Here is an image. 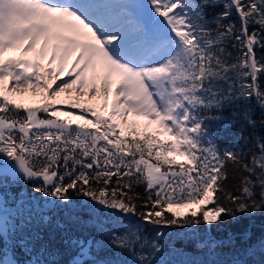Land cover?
Here are the masks:
<instances>
[{"label":"snow or ice","instance_id":"snow-or-ice-1","mask_svg":"<svg viewBox=\"0 0 264 264\" xmlns=\"http://www.w3.org/2000/svg\"><path fill=\"white\" fill-rule=\"evenodd\" d=\"M262 77L264 0H0V189L31 184L52 229L12 224L0 192V264H59L58 242L68 264H167L141 224L216 257L185 264H264V237L198 235L264 214V138L247 132ZM237 118L241 142L220 145L212 123Z\"/></svg>","mask_w":264,"mask_h":264},{"label":"trees","instance_id":"trees-1","mask_svg":"<svg viewBox=\"0 0 264 264\" xmlns=\"http://www.w3.org/2000/svg\"><path fill=\"white\" fill-rule=\"evenodd\" d=\"M264 80V77H262ZM250 108L252 110L253 117L259 121L261 119V109L256 104L255 99L251 100L247 104L241 105L242 108ZM237 109V110H241ZM233 107H225L223 109V115L228 118V120L233 119L232 117ZM228 120L222 122V125L212 123L211 127L215 136L217 137L220 145H230L235 142H241L243 133L240 130L241 121L237 118L235 126H229ZM248 133H256L260 137L264 138V125L259 122L255 127H247ZM162 139L164 137H161ZM137 191L143 192V187H137ZM0 192L7 193L4 197L6 200L5 212L8 214V218L12 224H19L25 220L30 221V228L33 231H42L46 235L52 231L51 228H45L39 225L40 216L42 213L46 212L48 209V204L45 198L42 197L40 193H35L32 190V185L28 184L25 186L22 183L15 185H8L0 189ZM74 205L80 203L82 198L73 197ZM211 207V205H208ZM7 222V220H6ZM138 222L137 217L131 219V224L135 226ZM143 228V235H145L149 240L158 239L159 244L162 246V251L158 255V260L166 261L167 264H185L186 261L192 260H204V259H215V256H208L204 251L197 250L194 247V243L189 240L190 230L188 229H165V234L162 238L156 237V229L150 225L141 224ZM249 231L251 234L250 243L258 242L262 237H264V214H257L253 217L242 218L238 223L221 225L220 227H213L210 233H205L203 227L198 232V235L203 237L204 235H211L216 237L218 240L226 238L229 233L235 234V239L237 244L241 243V236L245 231ZM123 231V229H121ZM96 235L94 230L83 228L80 225H73L69 232L70 235L76 236H87ZM59 240V237H57ZM56 246L60 249L61 254L56 257L59 264H68V261L75 256L74 252L69 251L62 243H57ZM2 247V245H0ZM10 248V242H9ZM222 252L221 258H227L230 250L225 248L223 250H218ZM17 257L21 260L24 259L23 253L16 249ZM2 255V253H0ZM113 256V250H103L96 254L84 257L88 261L103 260L108 257ZM253 259L259 260L260 256H256Z\"/></svg>","mask_w":264,"mask_h":264},{"label":"rangeland","instance_id":"rangeland-1","mask_svg":"<svg viewBox=\"0 0 264 264\" xmlns=\"http://www.w3.org/2000/svg\"><path fill=\"white\" fill-rule=\"evenodd\" d=\"M42 100V98L37 95L35 97H28L24 100L25 103H36V102H40ZM65 110H67L65 108ZM176 211H181V212H184V211H187V209H176Z\"/></svg>","mask_w":264,"mask_h":264}]
</instances>
